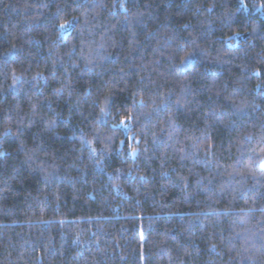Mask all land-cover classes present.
<instances>
[{
    "label": "trees",
    "instance_id": "trees-1",
    "mask_svg": "<svg viewBox=\"0 0 264 264\" xmlns=\"http://www.w3.org/2000/svg\"><path fill=\"white\" fill-rule=\"evenodd\" d=\"M263 161L264 0H0V264H264Z\"/></svg>",
    "mask_w": 264,
    "mask_h": 264
},
{
    "label": "rangeland",
    "instance_id": "rangeland-1",
    "mask_svg": "<svg viewBox=\"0 0 264 264\" xmlns=\"http://www.w3.org/2000/svg\"><path fill=\"white\" fill-rule=\"evenodd\" d=\"M262 163H264V161Z\"/></svg>",
    "mask_w": 264,
    "mask_h": 264
},
{
    "label": "snow or ice",
    "instance_id": "snow-or-ice-1",
    "mask_svg": "<svg viewBox=\"0 0 264 264\" xmlns=\"http://www.w3.org/2000/svg\"><path fill=\"white\" fill-rule=\"evenodd\" d=\"M123 123V122H122Z\"/></svg>",
    "mask_w": 264,
    "mask_h": 264
}]
</instances>
